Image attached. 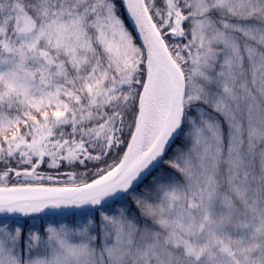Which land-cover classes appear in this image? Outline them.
<instances>
[{
    "label": "snow or ice",
    "instance_id": "1",
    "mask_svg": "<svg viewBox=\"0 0 264 264\" xmlns=\"http://www.w3.org/2000/svg\"><path fill=\"white\" fill-rule=\"evenodd\" d=\"M0 264H264V0H0Z\"/></svg>",
    "mask_w": 264,
    "mask_h": 264
}]
</instances>
